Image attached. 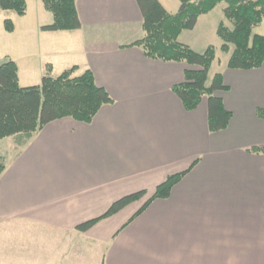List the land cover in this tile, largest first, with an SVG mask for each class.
I'll return each instance as SVG.
<instances>
[{
  "label": "crops",
  "instance_id": "crops-1",
  "mask_svg": "<svg viewBox=\"0 0 264 264\" xmlns=\"http://www.w3.org/2000/svg\"><path fill=\"white\" fill-rule=\"evenodd\" d=\"M35 7L48 13L42 0ZM76 9L81 27L70 32L41 31L52 16L27 26L26 11L10 33L13 55L2 62L16 64L21 87L39 85L48 67L53 76L89 70L112 103L89 124L63 118L26 142L1 140L8 145L0 236L14 241L8 248L29 252V264H84L85 251L96 247L105 251L99 264H264V63L220 69L228 89L216 97L232 117L210 133L207 99L188 112L172 91L188 66L131 46L143 38L135 0H76ZM188 169L167 199L129 221L157 186ZM140 191L139 201L76 230Z\"/></svg>",
  "mask_w": 264,
  "mask_h": 264
},
{
  "label": "trees",
  "instance_id": "trees-1",
  "mask_svg": "<svg viewBox=\"0 0 264 264\" xmlns=\"http://www.w3.org/2000/svg\"><path fill=\"white\" fill-rule=\"evenodd\" d=\"M142 16L143 38L131 46L140 47L151 60L184 63V81L172 88L184 109L188 112L198 108L203 98L207 99V128L210 133L225 130L231 120L219 92L227 91L221 74H216L209 86L208 74L215 59V51L209 47L204 53H196L179 41L183 31L195 28L200 16L206 15L224 4L223 16L216 34L222 42L221 51L229 53L227 67L231 70L258 69L264 63V36L254 33L264 21V0H178L179 8L170 14L158 0H135ZM46 12L52 15V23L41 27L43 32L76 31L81 27L76 9V0H42ZM0 10L24 17L27 11L25 0H0ZM7 33L13 32V24L4 21ZM77 67L58 76L46 69L37 86L21 87L18 70L12 60L0 64V141L21 136L25 142L44 126L54 121L71 118L89 124L103 105L112 103L107 92L95 84L89 70L75 75ZM264 117L263 112H258ZM260 152V150H255ZM195 161L190 169L196 165ZM4 160L0 164V173ZM190 169L169 176L157 186L154 194L129 220L138 217L153 201L167 199L172 188ZM140 191L125 196L111 205L101 217L82 223L76 230L85 233L98 222L112 217L128 205L142 199Z\"/></svg>",
  "mask_w": 264,
  "mask_h": 264
},
{
  "label": "rangeland",
  "instance_id": "rangeland-1",
  "mask_svg": "<svg viewBox=\"0 0 264 264\" xmlns=\"http://www.w3.org/2000/svg\"><path fill=\"white\" fill-rule=\"evenodd\" d=\"M29 3L27 9V16L25 17L27 26L34 27L36 24L46 21L48 16L51 18L50 13L39 14V11L35 7L37 0H27ZM167 7V12L170 14H175L179 8L178 0H161ZM224 4L219 5L216 9L208 13L207 17L202 18L197 27L192 31H183L179 36V41L187 45L196 53H204L209 47H212L215 51V59L212 62L208 74L207 86L211 84L213 77L219 73L220 69L228 63L229 53H224L221 51L222 42L216 34V29L220 21L224 20L222 9ZM9 20L13 25L23 24V20L16 16L13 12H4L0 10V63H2L3 58L6 53L11 57L12 54V37L10 33H7L4 29V21ZM18 26V25H17ZM255 34L264 35V21L254 30ZM10 37L7 40V37ZM5 144L6 141H0V164L3 163L5 155ZM8 145V144H7ZM42 241L43 236L38 237ZM28 242V241H27ZM29 243V242H28ZM2 244V245H1ZM8 244H14V241L7 236L3 238L0 236V261L15 262L17 264H29V259L31 258L29 252L23 250H11L8 248ZM5 245V247H3ZM2 247V248H1ZM104 248L98 249L92 248L90 251H85L84 264H99L101 257L104 253ZM32 254V253H31ZM83 264V263H82Z\"/></svg>",
  "mask_w": 264,
  "mask_h": 264
}]
</instances>
